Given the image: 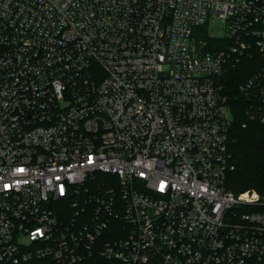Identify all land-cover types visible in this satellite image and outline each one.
Returning <instances> with one entry per match:
<instances>
[{"label": "built area", "instance_id": "obj_1", "mask_svg": "<svg viewBox=\"0 0 264 264\" xmlns=\"http://www.w3.org/2000/svg\"><path fill=\"white\" fill-rule=\"evenodd\" d=\"M254 49L264 124V0H0V264H264V198L227 188Z\"/></svg>", "mask_w": 264, "mask_h": 264}, {"label": "trees", "instance_id": "obj_2", "mask_svg": "<svg viewBox=\"0 0 264 264\" xmlns=\"http://www.w3.org/2000/svg\"><path fill=\"white\" fill-rule=\"evenodd\" d=\"M204 39L210 47L223 43L208 35ZM253 52L229 64L223 76L224 93L234 117L229 149L235 169L228 175L227 188L236 193L254 189L264 198V124L247 117L248 102L240 90V85L259 68L254 63L260 53L255 49Z\"/></svg>", "mask_w": 264, "mask_h": 264}, {"label": "rangeland", "instance_id": "obj_3", "mask_svg": "<svg viewBox=\"0 0 264 264\" xmlns=\"http://www.w3.org/2000/svg\"><path fill=\"white\" fill-rule=\"evenodd\" d=\"M226 33H228V29L225 26V23L222 22L220 19H215V20L209 19L205 24L195 28V34L199 37V39L204 38L207 35L217 37V36H221ZM262 64H263L262 56L261 54H259L257 57V61L254 63L255 67L259 66V68L256 71L261 69ZM246 191L258 193L254 189H249ZM246 191H243V192H246Z\"/></svg>", "mask_w": 264, "mask_h": 264}]
</instances>
